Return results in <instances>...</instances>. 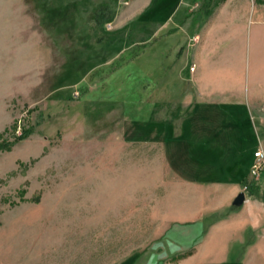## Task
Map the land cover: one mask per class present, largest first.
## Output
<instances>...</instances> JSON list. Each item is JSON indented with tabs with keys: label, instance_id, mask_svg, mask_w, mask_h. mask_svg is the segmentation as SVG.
Returning a JSON list of instances; mask_svg holds the SVG:
<instances>
[{
	"label": "rangeland",
	"instance_id": "1",
	"mask_svg": "<svg viewBox=\"0 0 264 264\" xmlns=\"http://www.w3.org/2000/svg\"><path fill=\"white\" fill-rule=\"evenodd\" d=\"M262 35L264 0H0V264H136L177 239L164 127L253 142Z\"/></svg>",
	"mask_w": 264,
	"mask_h": 264
},
{
	"label": "crops",
	"instance_id": "2",
	"mask_svg": "<svg viewBox=\"0 0 264 264\" xmlns=\"http://www.w3.org/2000/svg\"><path fill=\"white\" fill-rule=\"evenodd\" d=\"M263 56L264 46L256 47L254 79L264 78ZM236 64L237 55L222 66H230L236 72ZM215 74L210 72L208 77ZM229 75L237 84V73L221 74ZM164 128L170 138H175L170 146L180 149L181 161L172 183L178 198L175 203L164 199L160 224L163 230L182 231L175 240L170 236L175 231H169L161 244L147 246L138 253L136 264H264V169L254 179L249 177L253 151L264 149V130L260 125L254 126L252 142L249 128L246 135L227 129L232 134L226 141L217 135L224 126L184 123ZM167 137L166 134L164 142ZM172 171L163 169L166 176H173ZM244 184L247 191L243 192V203L231 206V200ZM166 193L170 198V190Z\"/></svg>",
	"mask_w": 264,
	"mask_h": 264
},
{
	"label": "built area",
	"instance_id": "3",
	"mask_svg": "<svg viewBox=\"0 0 264 264\" xmlns=\"http://www.w3.org/2000/svg\"><path fill=\"white\" fill-rule=\"evenodd\" d=\"M252 155H253V160L251 162L249 169V177L251 179H254L258 175L259 171L264 168V153L262 149L256 148L253 151ZM241 191L242 192L247 191V184L242 185Z\"/></svg>",
	"mask_w": 264,
	"mask_h": 264
},
{
	"label": "water",
	"instance_id": "4",
	"mask_svg": "<svg viewBox=\"0 0 264 264\" xmlns=\"http://www.w3.org/2000/svg\"><path fill=\"white\" fill-rule=\"evenodd\" d=\"M243 201H244V194L243 192L240 191L233 197L230 204L233 207H238L243 203Z\"/></svg>",
	"mask_w": 264,
	"mask_h": 264
}]
</instances>
